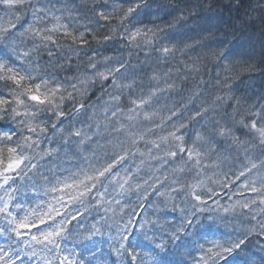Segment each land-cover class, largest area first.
<instances>
[{
  "label": "clouds",
  "instance_id": "clouds-1",
  "mask_svg": "<svg viewBox=\"0 0 264 264\" xmlns=\"http://www.w3.org/2000/svg\"><path fill=\"white\" fill-rule=\"evenodd\" d=\"M0 264H264V0H0Z\"/></svg>",
  "mask_w": 264,
  "mask_h": 264
},
{
  "label": "snow or ice",
  "instance_id": "snow-or-ice-1",
  "mask_svg": "<svg viewBox=\"0 0 264 264\" xmlns=\"http://www.w3.org/2000/svg\"><path fill=\"white\" fill-rule=\"evenodd\" d=\"M33 98L34 99H40V97L36 96V95H34ZM10 167H11V165H10ZM31 227H33V225L24 224V223H21V224L18 225V228H21V229H23V228H31ZM45 238H47V237H45Z\"/></svg>",
  "mask_w": 264,
  "mask_h": 264
}]
</instances>
